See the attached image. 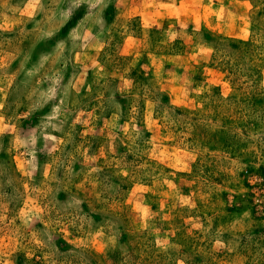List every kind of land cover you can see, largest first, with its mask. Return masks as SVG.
<instances>
[{
	"label": "rangeland",
	"instance_id": "obj_1",
	"mask_svg": "<svg viewBox=\"0 0 264 264\" xmlns=\"http://www.w3.org/2000/svg\"><path fill=\"white\" fill-rule=\"evenodd\" d=\"M0 264H264V0H0Z\"/></svg>",
	"mask_w": 264,
	"mask_h": 264
},
{
	"label": "trees",
	"instance_id": "obj_2",
	"mask_svg": "<svg viewBox=\"0 0 264 264\" xmlns=\"http://www.w3.org/2000/svg\"><path fill=\"white\" fill-rule=\"evenodd\" d=\"M71 25H72V20L69 21V22L63 27L62 31L65 32V31L68 29V27H70Z\"/></svg>",
	"mask_w": 264,
	"mask_h": 264
}]
</instances>
